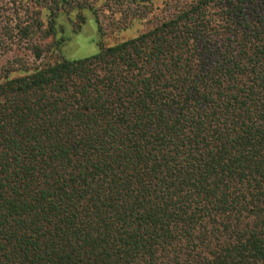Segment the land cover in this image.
<instances>
[{
  "label": "trees",
  "instance_id": "1",
  "mask_svg": "<svg viewBox=\"0 0 264 264\" xmlns=\"http://www.w3.org/2000/svg\"><path fill=\"white\" fill-rule=\"evenodd\" d=\"M35 3L15 37L58 55L0 69V264H264V0Z\"/></svg>",
  "mask_w": 264,
  "mask_h": 264
},
{
  "label": "rangeland",
  "instance_id": "2",
  "mask_svg": "<svg viewBox=\"0 0 264 264\" xmlns=\"http://www.w3.org/2000/svg\"><path fill=\"white\" fill-rule=\"evenodd\" d=\"M38 7L35 0H0V69L7 59L14 57L26 59V65L32 66L35 64H42L45 60L49 59L48 57L52 58L58 55L57 52H51V56L45 55L41 60L35 61L28 49L29 46L34 43L45 46L52 42L53 38H43L38 33L33 37L23 38L22 40L15 37V27L17 25L24 26L28 22H31V20L37 16ZM84 14L86 20L76 32H72L71 30L76 22H71V25H67L65 19H60L61 21L64 20L65 33L69 35V40L62 50L66 57L83 58L93 55L99 50V38L93 15L89 10L84 11ZM73 19L75 20L74 16ZM102 23L105 24V28L108 32L102 41L103 44H110L123 36L136 33L135 31L138 30L136 28L142 29L149 26L148 24H142L136 21L133 23L135 25L132 30L128 29L125 33L114 34L110 33L112 28L107 18L104 17Z\"/></svg>",
  "mask_w": 264,
  "mask_h": 264
}]
</instances>
